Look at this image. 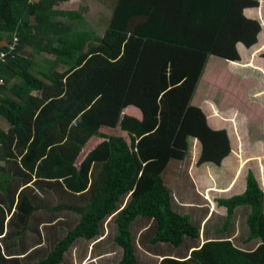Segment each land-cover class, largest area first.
Here are the masks:
<instances>
[{
	"label": "trees",
	"instance_id": "obj_1",
	"mask_svg": "<svg viewBox=\"0 0 264 264\" xmlns=\"http://www.w3.org/2000/svg\"><path fill=\"white\" fill-rule=\"evenodd\" d=\"M68 1L0 0V118L8 125L0 128V232L5 211L4 240L25 232L38 210L75 213L77 223L35 263L61 264L78 239L99 240L113 216L118 264H140L132 227L141 220V243L154 252L199 237L164 176L187 157L188 137L200 143L198 166L220 165L230 153L227 131L211 129L190 102L208 58L236 62L237 43L256 44L259 16L249 7L263 19L264 0H102L109 4L102 36L77 29L75 22L84 24L78 12L56 8ZM27 51L52 66L33 72ZM114 128L126 137L104 132ZM92 139L101 141L93 147ZM53 193L60 198L50 208L45 196ZM70 197L75 205L60 203ZM215 201L227 210L217 214L216 239L184 261L160 264H264V192L254 174L242 194ZM239 207L249 209L244 243L257 241L251 251L228 237L235 210H245Z\"/></svg>",
	"mask_w": 264,
	"mask_h": 264
},
{
	"label": "crops",
	"instance_id": "obj_2",
	"mask_svg": "<svg viewBox=\"0 0 264 264\" xmlns=\"http://www.w3.org/2000/svg\"><path fill=\"white\" fill-rule=\"evenodd\" d=\"M251 14L253 15V11H251ZM243 15L244 17H248L249 10L244 9ZM236 49L240 57L244 54L242 63L246 64L245 69L249 70L253 74L252 75L247 73L246 76L252 77V79L255 80L257 79L258 81V86L254 87V89L247 88L248 95H252V100H250L248 103L249 105L259 107L262 112H264V59L261 58V55L264 53V28L261 27L255 45L248 48L242 43H237ZM253 49L255 50L252 52ZM227 62L234 63L232 61ZM199 92L202 95L205 94L199 90H197V93L195 94L199 95ZM195 96L196 95H193V100L190 105L192 107L200 109L205 114L208 113V116H206V122L211 129H223L227 131V136L231 146L230 153L227 157L224 158L223 162L220 165H216L210 162L207 166L204 164L198 166L201 174H195L196 178H194L193 175L190 174L193 179L188 174L189 171L184 172L185 168L186 170H188L187 167H184L182 169L178 167L180 171H178L176 167L170 170L167 175L165 174L164 178L166 179L165 181L168 182L166 183L168 184V187L172 192L173 198L175 200L174 206L177 210H187L186 205H189V201L181 196V194L185 193L187 189L193 190L196 195L204 198L199 201L200 205L197 206V210L193 208L189 209L190 215H192L191 212L195 213L192 215V219L193 222L199 227V237L197 240L187 239L182 243V245H180V247L174 249L169 248V246L167 245L165 246V244H161V252L159 251V249H157V251L159 252H154L152 249L146 247L143 242L141 243L140 237H142L144 231L146 230L144 229L146 225H142L143 220H141L137 224H135L134 227H132V234L136 235L140 264H160V262L165 257L184 261L190 257V253L193 250L198 249L203 243L208 240L216 239L215 232L218 228H220L221 224L218 223V220L214 215L216 211H218L222 213L223 217H225V215L227 214V210L224 207L218 208L216 206L215 200L217 198L225 199L242 194L246 188V177L249 171L254 174L255 179L259 183V187H264V178L263 180H261V182L259 181V178L256 174L257 169L254 170L253 167L249 165L250 161H248V159H256V161H258V165L262 166V163L264 164V152L259 154L258 147V149L252 150L251 154L247 156V158L242 156L240 151V147L242 144L240 140L237 139L233 127H236V125L240 126L242 131L246 134L248 132L247 128L258 124L256 117H252V115L249 114V117L252 118L251 124H248V119H246L248 117L244 115V118H237L236 122L234 123L233 121H230L228 119L234 116V114L233 116L231 115L230 111L227 109L228 107L216 106L215 103V105L213 104L212 106L204 102L202 104H197L195 103ZM254 109L256 110V108ZM137 116H139V113ZM211 118H213V120ZM263 123L264 120L261 121V126H263ZM231 156L233 157V161L235 162H232L231 168L230 170H228V159L231 158ZM244 165H247L248 167L243 169ZM243 170H245L244 173ZM200 186L201 190L199 189ZM69 200L70 199L68 198H63L61 202H66L65 205L70 206L76 204V202L73 203V201L68 203ZM1 204V206L5 207L4 203L1 202ZM50 208H52V206ZM248 210L249 209L247 207H245L244 211L237 209L235 210L233 214V220L230 224L232 226L234 225V227L232 228V231L229 233L228 237H230L229 240H231V242L237 247L241 248L242 250L251 251L254 246H256L257 241H252V243L250 244L244 243L246 234L248 232L246 226V216L249 214ZM12 212L13 209L11 210V213ZM37 212H39V210L36 211L35 214ZM34 215L30 216L25 232L20 233V235L15 234L13 235V238L7 237L8 240H4L3 238L7 230L8 221L11 217L10 213L8 214L5 211L3 231L0 232V250L1 255L4 259L2 258L3 260H0V264H35L38 260L42 259L46 255V253H48L53 248L55 243H57L65 235L68 228L74 226L78 221L77 215L67 210L54 213L53 217H49V215H42L35 223L32 222V217ZM112 217L113 216L108 217L105 220L104 226L107 221H110V223L114 226ZM215 223H218V225H215ZM11 226H14V223L11 224ZM241 226L244 228L245 235L239 239L240 242L235 243L233 240L237 237L236 232L234 231L237 228H242ZM64 227L67 228L65 230V233L60 234L59 236L58 232H60ZM15 229H19L18 224L16 223ZM11 230L14 229L11 228ZM112 233L114 236V230L112 231ZM98 239L99 240L92 242H86L82 239H78L66 252L61 264H118L121 257V251L117 248H105L106 244L104 245V234H101ZM77 243H80L79 250L77 249ZM89 243L90 246H86V244L89 245ZM73 250H75V256L73 258L69 257L66 262V257Z\"/></svg>",
	"mask_w": 264,
	"mask_h": 264
},
{
	"label": "rangeland",
	"instance_id": "obj_3",
	"mask_svg": "<svg viewBox=\"0 0 264 264\" xmlns=\"http://www.w3.org/2000/svg\"><path fill=\"white\" fill-rule=\"evenodd\" d=\"M251 2H261L260 0H251ZM108 3L107 5L102 2V0H70L66 3H59V5L56 6L57 9L60 10H69V11H76L78 14H80L84 18V24H77L75 22V26L77 29L83 30L87 29L92 31L98 36H102L104 29L107 24V17L109 14L108 11ZM264 5V4H263ZM250 10L255 12L257 18L259 16V25L264 28V18L262 19V14L260 11V8H253L249 7ZM258 38V37H257ZM256 49V48H255ZM253 49L252 52L255 50ZM257 52V51H255ZM27 53L29 56H31L33 63H35L33 67V72L35 71L36 67L43 66V67H51L52 62L48 61V57H45L44 55H37V54H30V51ZM244 54L240 57V60L234 62V63H229L226 60L221 59L222 61H217L216 59L208 58L204 70L202 71V75L200 77V80L197 84V87L195 88V91L193 95L195 96V103H207L209 105H213L214 103L216 106H221V107H228L227 109L230 111L231 115L234 116L232 118H228L230 121H233L234 123L236 122L237 118H242L243 115L247 116L248 119L247 122L248 124H251L252 118H250L249 114L252 115V117H256L257 123L254 126H251L248 129V132L245 134V132L242 131L240 126L236 125L234 127L235 135L238 140L241 142V147L240 151L242 156L246 157L251 154V151L254 149H258L259 147V154L264 152V123L263 126H261V121L264 120V112L259 107H256L254 105H249V101L252 100V95L247 93V88H252L258 86V81L257 79H252V77H247L246 74H252L249 70L245 69V65L243 64V57ZM212 60V62H210ZM64 68H58V70H63ZM61 72V71H60ZM253 75V74H252ZM197 90L205 93V94H200L199 95L195 94L197 93ZM36 93H34L35 95ZM193 96L191 98L192 103ZM214 104V105H215ZM223 105V106H222ZM254 108H256V110ZM203 112V111H202ZM206 116H208V113H203ZM223 117V116H222ZM244 118V117H243ZM213 120V118H211ZM260 122V124H259ZM0 128L3 131L8 130V125L0 118ZM223 130V129H222ZM105 133H109L111 135H119V136H124V132L118 131L117 128H114L110 131L104 130ZM126 137V136H124ZM101 139H92L90 142L93 147L99 143ZM187 145H188V154L187 157L183 161L179 162H171V166L169 165L168 169L169 171L178 167L181 169L184 167H187L188 170H184V172H188V174H192L194 178L195 174L199 175L201 174V171L198 168L197 161L199 160L200 152H201V146L199 141L194 138V137H188L187 138ZM233 145V141H232ZM231 147V146H230ZM88 152H82L80 155L78 161H82L85 156L87 155ZM229 161V167L228 170L231 168L233 157L228 159ZM250 161L249 165L253 167L254 170H256V174L259 178V181L263 180L264 178V164L262 163V166L258 165V161L256 159H248ZM223 162V161H222ZM264 162V161H263ZM210 162L203 163L204 165H208ZM240 165V164H239ZM247 165H244V168H247ZM207 168V167H203ZM191 169V170H190ZM178 171H180L178 169ZM245 170H243V173ZM242 173V174H243ZM214 174V173H213ZM198 175V176H199ZM191 176V175H190ZM192 177V176H191ZM192 177V179H193ZM262 189L264 187L261 186ZM201 190V186L199 188ZM264 191V190H263ZM53 192V191H52ZM49 197L48 200H50V203H46L45 205H48L49 207L51 206H56L59 202V196L55 195L54 193L51 194L50 196H45ZM184 199L188 200V209H195L197 210V206L200 205L199 201L197 200V195L195 192L191 189H187L186 192L183 195ZM41 199L38 197L36 202L38 203ZM57 200V201H56ZM74 199L70 197V200L68 203L72 202ZM62 203V202H60ZM59 203V204H60ZM66 203V202H65ZM53 208V207H52ZM239 208H245V207H239ZM44 210V212H43ZM216 213H220L216 211ZM215 213L214 216L215 218H221L218 217V215ZM40 214V215H39ZM192 214H195L192 212ZM49 215L48 210L46 209H41L39 212H37L32 218V222L35 223L41 216ZM54 216V215H53ZM67 221V220H66ZM242 227V226H241ZM67 228L64 227L60 232L56 233L60 236V234L65 233V230ZM114 230V226L110 223V221H107L105 223V226L103 225L102 227V234H104V245L106 244L105 248L108 249H115L116 247L113 244V233L112 231ZM234 232H236V239L233 241L240 242L239 239L243 237L244 234V228H237ZM86 246H90L86 244ZM96 246V245H95ZM80 243H77V249L79 250ZM159 252V251H158ZM75 256V250L71 251L68 256L66 257V262L69 259V257H74Z\"/></svg>",
	"mask_w": 264,
	"mask_h": 264
},
{
	"label": "built area",
	"instance_id": "obj_4",
	"mask_svg": "<svg viewBox=\"0 0 264 264\" xmlns=\"http://www.w3.org/2000/svg\"><path fill=\"white\" fill-rule=\"evenodd\" d=\"M5 57V53H0V58H4Z\"/></svg>",
	"mask_w": 264,
	"mask_h": 264
}]
</instances>
